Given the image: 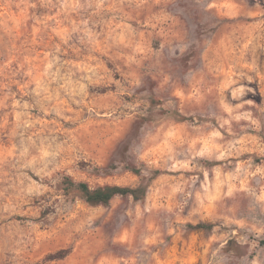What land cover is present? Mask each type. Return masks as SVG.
Instances as JSON below:
<instances>
[{"label": "rangeland", "instance_id": "obj_1", "mask_svg": "<svg viewBox=\"0 0 264 264\" xmlns=\"http://www.w3.org/2000/svg\"><path fill=\"white\" fill-rule=\"evenodd\" d=\"M0 264H264V0H0Z\"/></svg>", "mask_w": 264, "mask_h": 264}, {"label": "trees", "instance_id": "obj_2", "mask_svg": "<svg viewBox=\"0 0 264 264\" xmlns=\"http://www.w3.org/2000/svg\"><path fill=\"white\" fill-rule=\"evenodd\" d=\"M66 192L75 191L91 204H107L117 195H133L139 197L145 193V188L122 186L118 184H104L92 187L86 181H77L70 176H64L62 180ZM200 227L207 226L205 223L198 224ZM69 253L68 249H62L54 258H63Z\"/></svg>", "mask_w": 264, "mask_h": 264}]
</instances>
